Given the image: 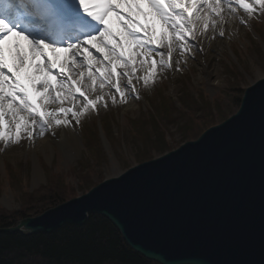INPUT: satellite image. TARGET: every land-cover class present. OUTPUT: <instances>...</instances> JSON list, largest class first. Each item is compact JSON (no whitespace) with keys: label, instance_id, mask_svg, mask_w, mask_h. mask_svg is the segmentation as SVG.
I'll list each match as a JSON object with an SVG mask.
<instances>
[{"label":"snow or ice","instance_id":"obj_1","mask_svg":"<svg viewBox=\"0 0 264 264\" xmlns=\"http://www.w3.org/2000/svg\"><path fill=\"white\" fill-rule=\"evenodd\" d=\"M233 2L264 15V0H0V152L141 99L134 81L180 71L201 37L224 35Z\"/></svg>","mask_w":264,"mask_h":264},{"label":"water","instance_id":"obj_2","mask_svg":"<svg viewBox=\"0 0 264 264\" xmlns=\"http://www.w3.org/2000/svg\"><path fill=\"white\" fill-rule=\"evenodd\" d=\"M249 87L196 140L0 232L49 234L100 214L158 264H264V90Z\"/></svg>","mask_w":264,"mask_h":264},{"label":"rangeland","instance_id":"obj_3","mask_svg":"<svg viewBox=\"0 0 264 264\" xmlns=\"http://www.w3.org/2000/svg\"><path fill=\"white\" fill-rule=\"evenodd\" d=\"M248 2L251 3L252 0H248ZM254 7L257 9V14L253 17H245L242 28H237L234 32L236 36L231 32H229V36H222L227 46L217 52V57L214 59L215 70L211 68L210 74L200 77L201 70L198 60L190 58L189 64L180 67V71L173 70L165 73L157 80V84L155 82L145 88L142 82L134 81L139 89L141 99L138 100L135 96H131L128 103L122 104L118 98L115 105L109 101L107 109L101 108L99 114L91 113L87 119L83 118L77 125L81 134V143H76L73 151L75 152L74 157L70 156L72 154L67 152L66 146L58 141L48 143V146L43 149L30 151L28 148L23 150L28 140H22L19 145H11L7 150L0 152V207L10 212L20 210L25 194L45 185L51 175L55 173L62 175L77 192L82 191L79 186L81 177L69 174L73 169L79 171L80 175L90 170L89 172L94 174V180L91 181L96 185L107 178L120 175L138 163L137 156L140 153L142 155L145 153L142 152L145 147L142 146L141 138L137 135L139 129L148 131L151 138L155 139L159 137L157 131L161 130L164 132L167 142L174 148L190 140L186 139L184 134L185 119L181 122H172L175 119L170 117L171 109L168 110L169 106L165 105L166 96L178 103L184 96L183 89L185 87L192 98L205 99L206 95L214 98L224 90L228 92L231 87L244 90L253 82L264 78V42L257 40L253 44L251 43L253 36L258 38V34L254 33L252 27L253 20L257 19L258 29L264 31V15H259L258 5H254ZM201 40L203 39L201 38ZM90 51L96 53L94 49H90ZM138 74L140 73L138 72ZM188 78H190L189 81ZM146 91H150L148 96L145 94ZM201 104L203 103L201 102ZM149 112L152 113L149 115ZM213 114L216 116V111ZM173 115L177 117L174 113ZM157 119L164 124L158 125ZM129 120H141L142 125L137 126L133 131ZM86 122L89 123V126ZM105 124H110L113 130L108 131ZM96 125L99 134L96 132ZM87 127L91 131L92 140L95 143L98 139L100 141L97 154L91 155L86 150L84 136ZM50 134L52 133H46L37 139L43 141ZM55 138L57 139V137ZM149 140L147 138L145 142H149ZM135 142L138 144L137 148ZM21 150L23 151L21 152ZM149 150L150 159L168 152L164 149L150 148ZM80 195L82 194L76 197Z\"/></svg>","mask_w":264,"mask_h":264},{"label":"trees","instance_id":"obj_4","mask_svg":"<svg viewBox=\"0 0 264 264\" xmlns=\"http://www.w3.org/2000/svg\"><path fill=\"white\" fill-rule=\"evenodd\" d=\"M258 20H253L254 33L251 43L255 41L264 42V31L257 27ZM264 28V26H263ZM190 78H188L189 81ZM158 80V79H157ZM157 80L155 81L157 84ZM184 87L183 94L178 103L166 96L165 105L171 109L170 117L175 119L172 122H181L185 119L184 127L186 139L195 140L199 138L208 128L223 122L235 114L241 104L244 90L231 87L228 92H221L214 98L206 95L205 99L192 98ZM152 91V90H151ZM148 92L145 94L148 96ZM186 93V95H185ZM227 100V101H226ZM206 101V103L204 102ZM230 101V102H228ZM201 102L203 104H201ZM226 103V105H225ZM164 105V106H165ZM231 105V106H230ZM201 106V107H200ZM162 107V106H161ZM203 107V109H202ZM236 109V111H235ZM217 115L214 116L213 112ZM152 112H149V115ZM167 113V112H166ZM173 113L178 117H175ZM167 119L168 115L166 114ZM133 129L141 126V120H129ZM89 126V123L86 122ZM150 123V122H148ZM158 125L164 124L157 119ZM104 125V124H103ZM108 131L113 128L105 124ZM113 130V129H112ZM142 131V133H140ZM98 133V126L96 125ZM99 134V133H98ZM97 136V134L95 133ZM137 135L144 145V155H138V163L150 159V148L170 151L175 149L167 142L164 132L157 131L158 138H151L148 131L139 129ZM150 135V136H148ZM156 136V135H155ZM86 150L88 153L97 154L100 141L95 143L92 140L91 131L86 130ZM149 142H145V139ZM101 139V138H100ZM136 148L138 147L135 142ZM88 166V164H87ZM90 171V170H89ZM85 172L80 175L73 169L69 174L80 176L79 186L82 190L77 192L68 181L60 174H52L45 185H41L35 191L25 194L22 201V208L15 211H7L0 207V228L11 227L17 224L18 220L26 217L37 216L46 210L60 205L75 198L79 194L88 192L96 184L94 174ZM68 174V173H66ZM80 191V190H78ZM83 192V193H82ZM0 264H158L150 261L135 252L125 241L118 228L105 216L90 214L88 221L83 226L66 225L63 228L46 234H22V233H1L0 232Z\"/></svg>","mask_w":264,"mask_h":264},{"label":"bare ground","instance_id":"obj_5","mask_svg":"<svg viewBox=\"0 0 264 264\" xmlns=\"http://www.w3.org/2000/svg\"><path fill=\"white\" fill-rule=\"evenodd\" d=\"M246 2H248V0H246ZM232 6L237 8V12L239 13V15L238 16H232V17L228 18L227 23H225L223 25V30H224L223 36H225V35L229 36V34H230L229 32L234 33L237 28H240V27L242 28L243 25H242V23H240V19L243 18L245 21V17L247 16V14L244 13L243 10L235 4V2H233ZM141 21L143 22V18H141ZM114 27H116L117 31L120 30L119 27H117L115 25H114ZM233 35L236 36L235 33ZM212 37H214V38H212ZM201 38L203 40L200 39L199 44L203 48V53L197 52V54L194 58V59H197L199 62V67L201 70L200 77L210 74L211 68H213L215 70L214 59H215V57H217L216 56L217 52L220 51L222 49V47L227 46V43L225 41H223L222 36H220L218 33L214 34L212 32H209L206 37H201ZM92 53L94 56H96V57L98 56L97 57L98 59L102 58L99 53H94V52H92ZM189 63H190V58L186 64H189ZM184 64L185 63L181 62L180 67H182ZM25 71H27V70H25ZM140 74H142V73H140ZM246 89H244V92ZM243 95H244V93H243ZM55 131H56V135L53 136L52 134H50L49 137L43 141H40L37 138L34 141V143L28 141V143L26 144L25 148H23V150L26 148H28L30 151H35L37 149H43V147L48 146V143L53 142V141H58L62 145H65L67 148V152L69 154H72L70 156L74 157L75 152H73V151L75 149V145H76V143L77 144L81 143V134L79 132V128L77 127V124H75V122L73 121L69 127L58 128ZM55 137H57V139ZM23 150H21V152Z\"/></svg>","mask_w":264,"mask_h":264}]
</instances>
